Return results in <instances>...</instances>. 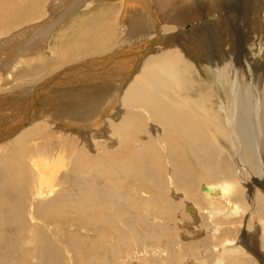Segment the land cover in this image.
<instances>
[{"label":"bare ground","instance_id":"obj_1","mask_svg":"<svg viewBox=\"0 0 264 264\" xmlns=\"http://www.w3.org/2000/svg\"><path fill=\"white\" fill-rule=\"evenodd\" d=\"M76 56L66 130L22 114L18 78ZM260 189L264 0H0V264H264Z\"/></svg>","mask_w":264,"mask_h":264},{"label":"rangeland","instance_id":"obj_2","mask_svg":"<svg viewBox=\"0 0 264 264\" xmlns=\"http://www.w3.org/2000/svg\"><path fill=\"white\" fill-rule=\"evenodd\" d=\"M247 2L248 0H244V2ZM101 2V1H100ZM95 4H99V1H97ZM205 7H207V5H205V3L204 4H202V5H199V7L197 6L196 8L197 9H195L196 11H198L197 13H196V11H194L195 12V14H193V13H191L189 16H188V18H185L184 19V21L182 22V25H183V29L185 30V31H188L189 30V28L191 27V26H193V25H198V23H201L202 22V19H204V18H207V17H209V15L210 14H208L207 13V11H206V8ZM205 8V9H204ZM203 9V10H202ZM101 11H103L104 12V10L103 9H101ZM188 14V13H187ZM193 14V15H192ZM192 15V16H191ZM187 16V15H186ZM64 25V26H63ZM215 26H216V24H215ZM219 25L217 24V27H218ZM203 27H202V25H200V26H198L197 28H195V29H191L190 30V34L191 35H193L191 38H194V37H197V36H199L201 33H203V29H202ZM63 30L65 31L66 30V32L68 31V30H71V24H70V21H69V18H66L60 25H58L57 27H56V29L49 35V37L47 38V39H45V37H44V40H43V38H41V39H38V42H41L42 41V47H43V51L44 52H47V53H44L48 58H49V60L51 59V57H53L54 55H55V52H54V54H52V52L50 51V49L52 48V45H55V44H52L53 42H54V39L56 38V37H58V36H60V34L63 32ZM245 31H246V28H245ZM181 37H179V39H180ZM49 40H50V42H49ZM41 44V43H40ZM45 44H48V45H46L45 46ZM46 47V48H45ZM48 47V48H47ZM41 51V50H40ZM49 52H50V54H49ZM49 54V55H48ZM85 54H87V55H85V56H83V57H85V59L88 57L89 58V56H93L92 58H96V55H98V53L97 52H95V51H93L92 49H89ZM105 55H100V56H98V57H100V58H102V57H104ZM80 56H76V57H71L72 59L71 60H67V64H66V61L64 60V59H58L59 60V63L58 64H56V65H54V66H51L52 67V69H51V67H49V68H47V69H43L42 71H41V73H38V74H36V75H29V76H20L19 78H18V80L16 81V82H18L17 84H20V87H21V91H20V93L19 94H17V95H19L18 97H20V100L18 101V104L19 105H23V110H22V114H23V112L25 113V110H27V108H32L33 110H37V113H38V116H37V118L38 117H41L43 114H44V112L46 111V109L48 110V108H50L51 106H52V108H51V110L53 109V107H56V110L57 109H60L61 111H58V113H56V114H54L53 116H51V117H49V119L52 121V120H58V123H59V125L57 124V128H59L60 130H66V127H67V123L65 124V122H67L66 121V118H65V116L64 115H66L67 117L68 116H70V114H73V113H69V112H71V108L69 107L70 106V102L67 104L66 103V101H65V98H63L64 96H67V95H69V93H71V92H73L74 90V93H76V90H77V93H79V92H81L83 89H85L86 90V87L82 84V82H80V81H84V80H87L88 81V79L89 78H91L92 76L90 75L91 73L93 74V70H95V69H98V67H99V62L98 61H92V60H89V61H92L91 62V64H86V68H83V67H81V68H76L75 70H74V72L73 73H69V72H71L70 70H68V69H71V67H69V66H72V64H73V61H75L76 59L78 60V58H79ZM87 58V59H88ZM86 59V60H87ZM65 61V62H64ZM64 63V64H63ZM61 65L63 66V67H61ZM67 66V67H66ZM110 67V68H109ZM112 67V68H111ZM118 67V66H117ZM1 68H3V69H5V67H1ZM63 68H64V70H63ZM60 71H59V70ZM84 69H86V70H84ZM106 69H109V71L111 72V76L113 77L114 75V80L115 79H118V73L117 72H119L120 71V69L119 68H116V70H115V66H108V67H106ZM113 69V70H112ZM50 70V71H49ZM63 70V71H62ZM68 70V71H67ZM83 71V73H82V71ZM112 70V71H111ZM20 71L21 72H23L24 71V68L22 67V66H20ZM48 71V72H47ZM65 71H67V72H65ZM96 71V70H95ZM47 72V73H46ZM116 72V73H115ZM45 73V74H44ZM50 73V74H49ZM52 73V74H51ZM56 73V74H55ZM42 74H44V76L46 75H48L47 77L45 76H43V77H41V75ZM55 74V75H54ZM63 74V75H62ZM65 74V75H64ZM57 75H58V77H57ZM66 75H67V77H66ZM66 77V79H65V77ZM42 78V79H40V78ZM61 77H63L62 78V80H61ZM46 78V79H45ZM52 78L54 79V80H52ZM93 78V77H92ZM31 79V80H30ZM55 79H58V81L56 80L55 81ZM28 80H30V81H28ZM46 80V81H45ZM62 82H61V81ZM8 81H10V80H8ZM53 81V82H52ZM113 81V80H112ZM15 82V83H16ZM23 82V83H22ZM39 82V83H38ZM55 82V83H54ZM80 82V83H79ZM95 82H98L97 80L95 81ZM107 82V81H106ZM10 83H11V85H14L15 83H14V81L12 82H9V87H10ZM14 83V84H13ZM28 83V84H27ZM38 83V84H37ZM62 85H61V84ZM69 83V84H68ZM74 83V84H73ZM46 84V85H45ZM47 84H48V87H47ZM51 84V85H50ZM61 86H59V85ZM28 85H29V87H28ZM72 85V86H71ZM73 85H75L74 87H73ZM84 86L83 87V89H81V90H78V89H80L81 88V86ZM31 86V87H30ZM36 86V87H35ZM39 86V87H38ZM45 86V87H44ZM52 86V87H51ZM42 89H41V88ZM59 87V88H58ZM72 87V88H71ZM95 87H98V85H96ZM108 87V86H107ZM32 90H31V89ZM44 88V89H43ZM99 88V87H98ZM98 88H94V92H95V90L97 89L98 90ZM35 89H36V91H35ZM47 89V90H46ZM29 90H31V91H29ZM49 90L51 91L50 93H52V95H49L50 93H49ZM41 91H43V92H41ZM66 91V92H65ZM34 92H36V93H34ZM65 92V93H64ZM104 92V94H105V92H107V91H103ZM37 93H40L39 95H41V96H39ZM60 93V94H59ZM64 93V94H63ZM24 94V95H23ZM25 94H27V96L25 95ZM43 94L45 95V96H47L46 98H45V96L43 97V98H45V99H43L42 98V96H43ZM80 95V94H79ZM84 95V96H83ZM86 95H89V93H85V94H81L80 95V97L81 98H84V99H87L85 96ZM24 96V97H23ZM36 96V97H35ZM52 96V98L50 99L49 97H51ZM77 96V95H76ZM75 95H73V97H76ZM31 98V99H30ZM35 98H36V100H35ZM38 98V99H37ZM35 100V101H34ZM24 101V102H23ZM29 101V102H28ZM32 101V102H31ZM20 102V103H19ZM31 102V103H30ZM62 102H63V104H62ZM74 103L75 102H78V101H73ZM56 104V105H55ZM34 106V107H33ZM27 107V108H26ZM40 107V108H39ZM44 107H46V108H44ZM60 107V108H59ZM25 108V109H24ZM40 110V111H39ZM41 112H43V113H41ZM40 113V114H39ZM72 116V115H71ZM70 116V117H71ZM56 119H55V118ZM70 117H68V118H70ZM59 118V119H58ZM64 120H63V119ZM63 120V122H61ZM63 125V129L60 127V125ZM68 169H70V167H68ZM197 178H200L201 177V174H197V176H196ZM244 189H246V185L244 184ZM260 191L263 193V195H264V191L263 190H261L260 189ZM49 228H51V225H49ZM41 232H42V230H40ZM49 231H51V229H49ZM208 231V230H207ZM242 231H243V228L242 227H240V229H239V231H238V233H237V235L239 236L241 233H242ZM260 243V241H258V240H256V243L252 246L253 248H251L252 250V252L253 253H256L257 254V257L256 258H260L261 260L263 259L264 260V258H262L261 257V254H258V252L257 251H259V249H258V247L256 246L257 244H259ZM57 249H59L61 252H62V249L61 248H57ZM251 254V253H250ZM255 255V254H254ZM251 256L253 257V255L251 254ZM255 258V256H254V259H256Z\"/></svg>","mask_w":264,"mask_h":264}]
</instances>
